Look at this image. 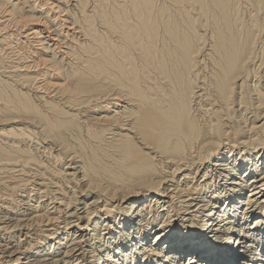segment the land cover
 Here are the masks:
<instances>
[{"label":"bare ground","instance_id":"bare-ground-1","mask_svg":"<svg viewBox=\"0 0 264 264\" xmlns=\"http://www.w3.org/2000/svg\"><path fill=\"white\" fill-rule=\"evenodd\" d=\"M263 177L264 0H0V264H264Z\"/></svg>","mask_w":264,"mask_h":264},{"label":"rangeland","instance_id":"rangeland-1","mask_svg":"<svg viewBox=\"0 0 264 264\" xmlns=\"http://www.w3.org/2000/svg\"><path fill=\"white\" fill-rule=\"evenodd\" d=\"M91 1V3H95V2H97V0L96 1H94V0H90ZM39 26V27H38ZM43 26V27H42ZM31 27H37V28H40L42 31H44L45 30V32H46V30H47V33H49L48 32V29H46L47 28V25L45 24V23H43V24H34L33 26H31ZM49 27V26H48ZM247 141V140H246ZM263 179H264V177H263ZM262 179V180H263ZM260 186H261V188L258 190V192H260V194L258 195V196H256V197H254L253 199L255 200L254 202L252 201V199H251V202H250V206H252V207H255V208H257V206H259L262 202H263V194H264V180L260 183ZM35 201V200H34ZM39 200H37L36 202H33V204H36L37 202H38ZM190 220V219H189ZM189 220H187L186 219V221L184 222L185 223V225L187 224V222L189 221ZM226 220V219H225ZM221 221V220H220ZM227 221V220H226ZM228 222V221H227ZM196 223V222H195ZM224 224H225V226H227L228 224L226 223V222H223ZM196 224H198V223H196ZM189 226H190V224H188ZM185 227H187V225L185 226ZM189 230H190V227H187ZM232 229V228H231ZM198 231H201V228L200 229H198ZM232 231L233 232H230V233H228V234H235V230H233L232 229ZM2 233V232H1ZM3 235H4V233H2ZM217 235H222L221 233H220V231L217 233ZM20 236H23V235H20ZM220 236H217V238H219ZM235 238L237 239V240H240V238H239V236H237L236 234H235ZM17 240H19V238H17ZM219 242V244H221L222 242H220V241H218ZM223 243L226 245V242L225 241H223ZM224 244H221L222 246L224 245ZM246 241H242V243L241 244H239L244 250H246V251H250V248H248V247H246ZM224 245V246H225ZM218 246H220V245H218ZM228 251L229 250H231V251H233L234 249H231V247L229 248V249H227ZM232 255V254H231ZM202 262V261H201Z\"/></svg>","mask_w":264,"mask_h":264}]
</instances>
